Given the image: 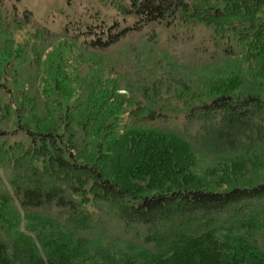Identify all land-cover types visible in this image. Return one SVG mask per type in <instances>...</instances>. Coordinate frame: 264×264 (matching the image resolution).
I'll list each match as a JSON object with an SVG mask.
<instances>
[{
  "label": "trees",
  "instance_id": "1",
  "mask_svg": "<svg viewBox=\"0 0 264 264\" xmlns=\"http://www.w3.org/2000/svg\"><path fill=\"white\" fill-rule=\"evenodd\" d=\"M99 2L132 17V26L86 23L55 33L29 11L7 14L0 0V67L21 59L34 68L61 42L45 71H35L46 74L45 115L24 90L16 109L0 97V122L15 117L27 140L4 139L11 133L0 126V170L12 189L0 178V264H73L87 240L71 248L53 229H103L108 217L142 229L151 264H264V248L250 238L264 236V181L219 191L200 173V163L213 160L211 175L232 184L245 169L264 168V0ZM176 19L209 28L213 45L237 59L235 71L222 66L201 84L178 76L172 87L154 81L137 89L103 55L130 30ZM26 26L34 29L29 62L8 36ZM146 36L156 42L154 29ZM173 97L184 108L179 130L155 107ZM256 151L262 161L252 162Z\"/></svg>",
  "mask_w": 264,
  "mask_h": 264
},
{
  "label": "rangeland",
  "instance_id": "2",
  "mask_svg": "<svg viewBox=\"0 0 264 264\" xmlns=\"http://www.w3.org/2000/svg\"><path fill=\"white\" fill-rule=\"evenodd\" d=\"M100 0H2L3 8L6 13L11 15H21L25 11L32 13L34 20L55 33H61L63 29L85 27V24H102L117 26L118 29L132 26V17L123 18L119 16L111 7H103ZM156 32V42H147L146 34ZM98 31V29H95ZM34 29L26 26L23 28H12L8 36L13 39L15 47L26 49V60L33 59L32 52L27 45L33 41L32 34ZM133 35V37H132ZM6 37H0V46L3 45ZM57 42L45 54L39 63L33 68L20 60H11L10 64L0 67V97L4 104L11 105V109H16L20 104L19 92L24 90L30 97H34L38 103L39 116L46 113L45 98L42 93L43 79L46 74L43 72L41 77L36 76V69L45 71V61L49 52L55 48L60 49ZM106 58L114 61L115 69L128 82L134 84L138 89L149 85L154 81L173 86L172 78L183 76L194 84H201L204 77L217 67H226L229 73L234 72L237 64L233 61L236 58L225 56L216 48L210 38V30L203 24L185 22L176 19L173 25L160 27L149 25L143 27L138 32L130 30L129 35L122 38L116 44L110 46L103 52ZM115 77V76H113ZM247 79V78H246ZM119 93L124 94L121 90ZM157 109L163 111L169 117L170 127L179 130L184 121V108L176 97H173L168 105H156ZM4 110V109H3ZM12 118V117H11ZM15 119V117H14ZM14 119L2 120L0 126L4 131L11 133L4 139L14 142H26L22 133L15 131ZM34 128V124L31 123ZM264 154V153H263ZM262 152L256 151L252 155L251 161H262ZM214 164L213 160L200 163L201 171L206 175V184L210 188L223 191L233 186H247L249 184L264 181V168L258 173L248 172L242 179L236 182L222 183L218 176L214 177L209 172ZM260 167V166H258ZM264 167V165L262 166ZM210 174V175H209ZM0 178L5 184L6 190L12 195V189L7 183L5 174L0 170ZM92 211V209H90ZM53 213L56 214V211ZM104 222L103 229H72L70 233L67 229H53L58 241L71 242L68 244L76 245L81 238L86 241L80 243L85 250L83 258H70L73 264H151L154 259L143 254L140 237L142 229H122L121 226L111 217ZM25 223V222H24ZM22 232L35 238L34 232L21 229ZM76 234V236H75ZM77 237L78 239H76ZM258 244L264 248V236L251 235ZM41 254L46 257L44 250ZM156 257V256H155Z\"/></svg>",
  "mask_w": 264,
  "mask_h": 264
}]
</instances>
